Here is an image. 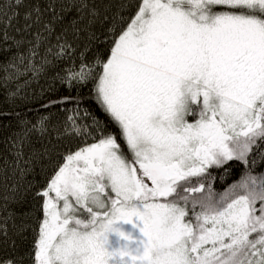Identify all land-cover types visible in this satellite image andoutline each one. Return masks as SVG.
Instances as JSON below:
<instances>
[{"label":"snow or ice","instance_id":"6c2138e0","mask_svg":"<svg viewBox=\"0 0 264 264\" xmlns=\"http://www.w3.org/2000/svg\"><path fill=\"white\" fill-rule=\"evenodd\" d=\"M49 70L95 108L0 109V264H264V0H0L4 95Z\"/></svg>","mask_w":264,"mask_h":264},{"label":"trees","instance_id":"16d2710c","mask_svg":"<svg viewBox=\"0 0 264 264\" xmlns=\"http://www.w3.org/2000/svg\"><path fill=\"white\" fill-rule=\"evenodd\" d=\"M99 48L101 51H103L107 48V45L101 44L99 45ZM72 59L76 60V57L74 56L72 57ZM70 64V61L65 60L60 64V66L69 67ZM54 75L55 72L49 70L47 74H42L39 76V78L31 80L30 83L24 85L20 93V96H23L24 99H20L19 96L15 98H7L4 95L3 90L0 89V109L10 112H19L23 117L34 121L38 118L39 115L48 114V112L45 111L41 107V105L43 103H46L50 98L63 95L76 96L77 91H79V94L86 99L89 106L95 108L94 103L91 100H88V94L91 85H88L87 87L79 90L72 89L71 91H69L68 87L65 84H61L60 81L53 79ZM25 79H27V77L22 78L19 83L23 85ZM50 86L51 88L55 89L54 92L49 91ZM9 91H15V85H13L9 89ZM42 91L43 95H41ZM66 107L73 108L74 104L69 103L66 105ZM49 111L55 113L54 120L63 118L64 113L61 112L58 108H52ZM100 115L102 116V114ZM3 123L8 124L9 127L7 129L0 130V151H4L7 147V145L3 143L4 137L9 136L12 131L16 130V119L14 116L8 120L3 121ZM62 143L64 145H73L75 144V141L65 139ZM36 146L40 147L39 144H37ZM9 159H11V157H9ZM242 171L243 168L237 164L233 167L228 175H225L223 176V178H221L222 170H212V174L214 177L212 184L214 190L223 192L226 188H228L229 185H231L235 180L239 178ZM261 172H264V163H262L259 158H257V165L253 174H259ZM29 179H32V177H29ZM35 179L37 181H40L42 177L37 175ZM9 236L10 238L6 243H0V256H20L28 251V248L30 246V233L28 240H21L19 237L13 235L11 230L9 231ZM13 241H15V247H13Z\"/></svg>","mask_w":264,"mask_h":264}]
</instances>
